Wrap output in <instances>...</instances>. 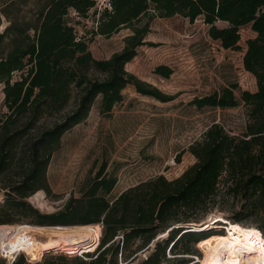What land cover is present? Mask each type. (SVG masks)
I'll return each instance as SVG.
<instances>
[{"label": "trees", "instance_id": "16d2710c", "mask_svg": "<svg viewBox=\"0 0 264 264\" xmlns=\"http://www.w3.org/2000/svg\"><path fill=\"white\" fill-rule=\"evenodd\" d=\"M0 1L9 21L0 31V224L30 218L38 225H101L95 248L82 256L62 253L28 263L18 255L11 264H117L118 253L125 260L153 242L143 264H195L185 256L166 257V249L173 255L196 254L195 243L222 234L191 226L211 210L224 212L239 225L255 226L264 235V0H108L109 7L101 9L96 0H41L22 13L27 0ZM92 8L97 15L92 35L108 37L123 27L131 29L122 48L107 58L92 55L69 18L70 12L88 17ZM174 15L190 22L201 18L208 35L224 49L239 48L241 27L250 25L255 33L246 39L242 56L244 70L256 83L255 91L240 92L247 114L244 131L234 135L211 123L189 145L195 162L175 178L156 175L108 198L116 178L105 172L102 162L61 209L43 213L34 208L26 198L40 189L49 191L46 171L52 154L62 135L88 116L97 97L104 114L122 100L127 85L162 102L174 99V94L125 69L145 42L149 22ZM217 21L227 26L218 27ZM155 71L164 77L172 73L164 65ZM16 72L18 78H13ZM236 88L230 84L189 103L197 108L235 107ZM162 233L166 238L159 240Z\"/></svg>", "mask_w": 264, "mask_h": 264}, {"label": "rangeland", "instance_id": "374dc122", "mask_svg": "<svg viewBox=\"0 0 264 264\" xmlns=\"http://www.w3.org/2000/svg\"><path fill=\"white\" fill-rule=\"evenodd\" d=\"M34 1L41 2L27 0V5L21 6L20 13L33 6ZM105 5L106 0H96L98 9ZM2 8L0 1V31L9 24ZM93 11L94 8L89 10L88 17H77L70 12L69 18L72 19L77 34L88 42L92 55L98 59L107 58L122 48L123 38L131 33V29L123 27L108 37L92 35L91 30L95 27L97 18ZM144 21L145 18L141 23ZM215 24L218 27L227 26L224 21H217ZM148 29L145 42L137 48L134 58L125 64V69L161 92L174 94V99L162 102L142 95L133 85H127L122 90V100L112 107L109 114H104L99 111L100 98L97 97L88 116L62 135L58 148L52 154L46 171L49 191L40 189L26 198L40 212L61 209L71 194L78 195V191L93 177L102 162H105V172L116 178V183L107 196L113 198L127 187L150 177L161 174L172 179L180 175L195 162L194 156L188 150L189 145L199 140L211 123H220L234 135L244 131L247 114L246 106L240 100V92L256 90L255 78L242 66L245 41L253 34L250 27L245 25L240 28L237 49L221 47L217 40L208 35V25L201 18L190 22L179 15L155 17L149 22ZM159 65L171 68L172 73L168 77L157 73L155 69ZM18 75L19 72H16L13 78H18ZM230 84L237 86L234 94L239 104L235 107L197 108L189 103L194 97L210 94ZM2 99L0 83V111L4 110ZM3 198L4 190L0 184V202ZM218 214L227 218L224 212L211 210L199 223ZM29 220L30 218L0 224L1 232L4 231L3 228L11 234L18 231L27 239L36 241L32 255L24 251L16 254L22 255L28 263L40 262L44 256L75 253L79 248L92 251L96 244H91L97 241L101 232L100 224L38 225ZM217 224L222 227L209 226L205 229L223 230L222 234L225 233L223 221L219 220ZM78 226L91 228H76ZM177 226L180 225L172 227ZM241 226L246 230L248 227H255L246 223ZM1 232L0 264H9L1 255V241L5 239ZM57 232L79 233L86 237L75 247L44 251L41 243L54 238ZM158 237L159 240L165 239L166 233L159 234ZM153 247L154 242L150 248L128 255L126 261L123 256L119 260L118 253L117 264H143L145 256L153 251ZM194 247L198 253L186 255H173L166 249V257L174 259L172 257L185 256L190 259L188 262L198 264V260H203L204 254L198 243ZM172 263L166 261L160 264Z\"/></svg>", "mask_w": 264, "mask_h": 264}, {"label": "bare ground", "instance_id": "6f19581e", "mask_svg": "<svg viewBox=\"0 0 264 264\" xmlns=\"http://www.w3.org/2000/svg\"><path fill=\"white\" fill-rule=\"evenodd\" d=\"M215 220V221H214ZM223 221L226 232L223 234H216L207 237L198 242L201 247L204 258L198 264H264V242L254 244V240L259 235L257 229L243 227L237 223L230 222L220 214L214 215L207 219L204 223L193 224L196 229L212 227H222L217 224V221ZM214 221V222H212ZM212 223V224H211ZM75 228V227H74ZM76 228L90 229L91 226H78ZM2 229V227H1ZM0 231L4 240L1 241V247L7 252L24 251L33 254L36 241L29 240L22 234L17 232ZM68 230V228H60ZM16 231V230H15ZM73 231V230H72ZM6 233V234H5ZM86 236L72 232L56 233L54 238H49L41 243L44 251L51 249H59L61 247L71 248L75 247L78 243L85 240ZM88 239V237L86 238ZM96 241H93L91 246H94ZM92 248V247H91ZM35 250V249H34Z\"/></svg>", "mask_w": 264, "mask_h": 264}, {"label": "built area", "instance_id": "2783aa9c", "mask_svg": "<svg viewBox=\"0 0 264 264\" xmlns=\"http://www.w3.org/2000/svg\"><path fill=\"white\" fill-rule=\"evenodd\" d=\"M107 7H109V2L108 0H106V5ZM257 233L259 234L257 236V239L254 240V244H258L260 242V244L262 242H264V237L262 236L261 232L257 230ZM97 241H98V238H97ZM97 241L95 244H97ZM1 255L6 258L8 261H9V264H11V262L15 259L16 257V254L19 253L20 251L17 250V251H14V252H7L3 247H1ZM86 250H83V249H77L75 250L74 252L77 254V255H80L82 256V253L85 252ZM146 258V256H145ZM119 260H120V254H119Z\"/></svg>", "mask_w": 264, "mask_h": 264}, {"label": "crops", "instance_id": "0c3cea01", "mask_svg": "<svg viewBox=\"0 0 264 264\" xmlns=\"http://www.w3.org/2000/svg\"><path fill=\"white\" fill-rule=\"evenodd\" d=\"M249 27H250V25H248ZM253 32V31H252ZM255 35V33L253 32V34H252V36L251 37H253Z\"/></svg>", "mask_w": 264, "mask_h": 264}, {"label": "water", "instance_id": "95a60500", "mask_svg": "<svg viewBox=\"0 0 264 264\" xmlns=\"http://www.w3.org/2000/svg\"><path fill=\"white\" fill-rule=\"evenodd\" d=\"M204 223V222H203ZM79 249H81V248H79ZM87 251V250H86Z\"/></svg>", "mask_w": 264, "mask_h": 264}]
</instances>
